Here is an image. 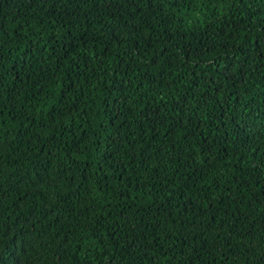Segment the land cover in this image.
<instances>
[{
    "label": "trees",
    "instance_id": "obj_1",
    "mask_svg": "<svg viewBox=\"0 0 264 264\" xmlns=\"http://www.w3.org/2000/svg\"><path fill=\"white\" fill-rule=\"evenodd\" d=\"M0 264H264V0H0Z\"/></svg>",
    "mask_w": 264,
    "mask_h": 264
}]
</instances>
